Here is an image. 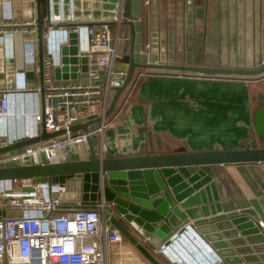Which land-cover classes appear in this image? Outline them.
Wrapping results in <instances>:
<instances>
[{"label":"water","instance_id":"1","mask_svg":"<svg viewBox=\"0 0 264 264\" xmlns=\"http://www.w3.org/2000/svg\"><path fill=\"white\" fill-rule=\"evenodd\" d=\"M187 1L184 0L186 11L189 7ZM204 1L202 6L194 7V13L205 20L207 0ZM13 2L16 7L19 0ZM45 2L48 11L49 0ZM40 6L41 0H36L41 85L43 23ZM52 9L56 18L61 10L65 19H69L72 13L74 20L66 21L69 26L101 21H107L115 27L117 25L112 30V33L116 32L117 37V57L110 74L113 93L104 117L113 111L136 67H158L173 72L212 76H264V60L254 66L206 65L187 59L183 62L177 61L173 54L171 57L169 54L163 56L160 50L152 52V47H159L161 39L159 40L157 31L153 32L149 28L147 34L149 33L150 39L147 38V42H143L141 0H52ZM192 28L194 29V25L190 24L185 27L183 39L187 38ZM203 33L205 34V30L198 32ZM69 35V45L64 46L62 50L64 64L54 69L55 76H79L82 81H88L87 58L84 54H76V32L71 31ZM19 48L17 40L18 65ZM5 65L7 77L11 78L14 61L11 59ZM31 67V64L25 65L29 83H32ZM95 82L102 83L103 78L96 79ZM40 92L42 93V87ZM100 119L101 116H97L80 122L81 118L75 121L70 129H94ZM252 125L263 145L246 144L241 148L207 150H187L180 146L167 152L144 150L142 153L119 156H103L98 146V135L93 132L86 142L64 147L59 152V161L41 162L33 156H24L23 159L3 163L0 165V178L32 177L49 183L61 182L66 186L69 179H77L83 193L81 203L93 204L100 198L112 202L122 218L135 225L139 234L152 238L153 246L170 248L173 243L181 242V249L187 254L194 249L201 250L196 243L197 234L220 257L210 264H264V234L258 224V219L264 218V210L257 197L233 196L225 186L224 195L228 196V199H224L221 194L222 186L220 187L224 180L221 178V182L216 181V167L264 161V92L257 94ZM64 135L62 129L52 132L43 130L37 136L20 138L0 146V154L16 152L24 146L34 145L39 140L51 136L60 138ZM51 194L56 195L55 192ZM110 221L152 264H162L154 251H150L138 238L139 235L131 231L123 220L112 216ZM192 233L194 235H191Z\"/></svg>","mask_w":264,"mask_h":264},{"label":"built area","instance_id":"2","mask_svg":"<svg viewBox=\"0 0 264 264\" xmlns=\"http://www.w3.org/2000/svg\"><path fill=\"white\" fill-rule=\"evenodd\" d=\"M30 1L34 3L31 15L19 18L14 13L13 0H0V146L37 136L43 130L62 129L65 135L51 136L16 152L0 154V165L24 156H33L41 162L59 161V152L64 147L86 142L93 132L99 139L109 124L104 114L113 91L110 74L117 57V37L112 30L117 25L101 21L69 26L66 21L74 20L72 13L65 19L61 10L56 18L49 0L48 11L41 16L40 85L35 83L36 76L40 78L36 0ZM71 31L76 32V54L87 58L88 81L79 76H55L54 69L64 64L62 50L69 45ZM11 59L14 67L12 77L8 78L5 64ZM26 64L32 65L33 84L28 81ZM99 78H103L102 83L95 82ZM97 116L101 119L96 128L71 131L75 121ZM66 189L64 183L32 177L0 178V264H129L124 261L131 251L126 246L133 244L110 221L112 216L122 218L113 203L100 198L90 206L79 203L60 210ZM258 224L264 234V218H259ZM195 236L208 252L194 249L186 254L188 259L178 262L210 264L220 259L209 244ZM146 239L152 241L149 236ZM154 247L161 252L165 249Z\"/></svg>","mask_w":264,"mask_h":264},{"label":"crops","instance_id":"3","mask_svg":"<svg viewBox=\"0 0 264 264\" xmlns=\"http://www.w3.org/2000/svg\"><path fill=\"white\" fill-rule=\"evenodd\" d=\"M187 2L188 11L184 0H141L144 43L150 39L149 28L157 31L161 39L159 47H152V52L160 50L163 56L173 54L177 61L187 59L206 65L254 66L264 60V0H207L205 20L194 13V7L202 6L205 1ZM33 5L30 0H19L14 13L19 18L29 17ZM40 7L44 16L45 0H41ZM189 24L194 29L183 39ZM203 30L205 34H198ZM256 79L136 67L114 111L107 116L109 124L103 136L98 139L102 155H129L144 150L167 152L180 146L187 150H207L263 145L252 125V113L257 105L252 94L264 92V85L254 84ZM39 82L37 75L35 83ZM215 169L216 181L224 180L221 194L224 195L227 186L233 196H255L264 210V161L225 164ZM80 187L77 179L68 180L60 210L81 203ZM224 199L228 196L224 195ZM121 220L135 228L124 218ZM139 237L158 252L150 241L144 240L145 236L139 234ZM180 248H175L177 253Z\"/></svg>","mask_w":264,"mask_h":264},{"label":"rangeland","instance_id":"4","mask_svg":"<svg viewBox=\"0 0 264 264\" xmlns=\"http://www.w3.org/2000/svg\"><path fill=\"white\" fill-rule=\"evenodd\" d=\"M255 85L259 84V85H264V76L260 77L258 79H256ZM252 99L254 100V102L257 101V92L254 91L252 94ZM135 226V225H134ZM138 232V231H137ZM139 235V234H137ZM139 239H141L139 237ZM132 243V242H131ZM133 244V243H132ZM150 246V245H149ZM131 248L133 251L132 252H127V255L125 256L127 259H125L124 261L129 263V264H152L139 250L138 248L133 244V248L129 246H126V248ZM151 250H152V246H150ZM150 250V251H151ZM182 250V249H181ZM154 251V250H153ZM152 251V252H153ZM183 256H185V251L181 252ZM154 254L156 256H158L162 262L166 263V264H182L181 262H176V263H172L169 259H174L175 255L173 257H169V255H166L164 253H162L161 251L156 252L154 251ZM179 256V255H178ZM191 261V260H190Z\"/></svg>","mask_w":264,"mask_h":264},{"label":"bare ground","instance_id":"5","mask_svg":"<svg viewBox=\"0 0 264 264\" xmlns=\"http://www.w3.org/2000/svg\"><path fill=\"white\" fill-rule=\"evenodd\" d=\"M181 242H177V243H173V245H172V247H170V248H165L164 249V251H162V253H164V254H166V255H169V257H173L174 255H175V258L174 259H172L173 261H176V262H178V261H185L186 259H188V256H183L182 255V253H181V248H182V244H180ZM199 244H200V242H198ZM177 246H180L181 248H180V250H178V253H177V251L175 250V248L177 247ZM200 246H202L201 244H200ZM169 249H172L173 251H172V253L170 252H168V250ZM201 249H203L202 247H201ZM180 251V252H179ZM183 251V250H182ZM184 252V251H183ZM179 255V256H178ZM184 259V260H183Z\"/></svg>","mask_w":264,"mask_h":264},{"label":"trees","instance_id":"6","mask_svg":"<svg viewBox=\"0 0 264 264\" xmlns=\"http://www.w3.org/2000/svg\"><path fill=\"white\" fill-rule=\"evenodd\" d=\"M142 39H143V42L145 41V36H144V32H142ZM114 111V110H113ZM124 223H125V221H124ZM125 225L131 230V231H133L135 234L136 233H138L137 232V229L136 230H134V229H132L127 223H125ZM137 235V234H136ZM138 236V235H137ZM139 238V237H138ZM141 240V239H140ZM143 243H144V245L149 249V250H151V248H150V246H149V244L148 243H146V242H144V241H142ZM151 251H153V249L151 250ZM160 261H161V259L158 257V256H156ZM162 262V261H161ZM162 264H166V263H164V262H162Z\"/></svg>","mask_w":264,"mask_h":264}]
</instances>
